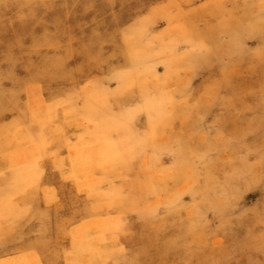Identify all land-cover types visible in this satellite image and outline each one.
<instances>
[{"label": "rangeland", "instance_id": "rangeland-1", "mask_svg": "<svg viewBox=\"0 0 264 264\" xmlns=\"http://www.w3.org/2000/svg\"><path fill=\"white\" fill-rule=\"evenodd\" d=\"M0 264H264V0H0Z\"/></svg>", "mask_w": 264, "mask_h": 264}]
</instances>
